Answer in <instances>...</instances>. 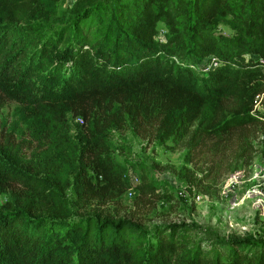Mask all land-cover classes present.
Listing matches in <instances>:
<instances>
[{
  "label": "trees",
  "instance_id": "1",
  "mask_svg": "<svg viewBox=\"0 0 264 264\" xmlns=\"http://www.w3.org/2000/svg\"><path fill=\"white\" fill-rule=\"evenodd\" d=\"M218 21L233 33H216ZM158 24L165 41L156 38ZM209 55L218 64L198 72ZM263 69L264 0H85L63 18H0L6 91L28 90L36 102L84 119L89 161L76 174L81 193L94 186L87 169L114 186L132 168L145 169L114 158L132 151L109 141L113 129L183 142L195 155L225 153L230 140L245 152L252 138L264 143V111L254 108ZM0 181L43 184L1 150ZM140 188L166 192L151 179ZM44 216L0 207V264H264V240L200 237L186 223L147 228L123 217Z\"/></svg>",
  "mask_w": 264,
  "mask_h": 264
},
{
  "label": "rangeland",
  "instance_id": "2",
  "mask_svg": "<svg viewBox=\"0 0 264 264\" xmlns=\"http://www.w3.org/2000/svg\"><path fill=\"white\" fill-rule=\"evenodd\" d=\"M84 2L0 3V18L37 23L46 15L63 18ZM157 29L156 38L165 41L162 24ZM214 31L233 33L230 25L219 21L214 23ZM211 56L201 59L197 67L213 65L216 61ZM14 94L11 96L0 83V150L9 162L42 179L43 184L29 188L0 181L1 208L30 209L46 219L89 214L123 217L147 228L159 223H186L193 225L200 237L264 240V143L260 137L251 139L252 146L246 152L238 150L237 141L230 140L225 153L211 156L190 153L183 142L170 138L161 142L141 137L131 126L123 131L113 129L109 141L132 151L131 156L114 152V158L123 165L140 163L145 169L132 168L128 178L115 186L87 169L94 186L91 192L81 193L76 174L78 167L87 166L89 161L84 119L80 121L81 115L68 109L36 102L28 90ZM254 108L264 111V91L256 96ZM205 109L207 116L213 113L211 105ZM249 135H257V130ZM149 179L161 184L166 192L141 189Z\"/></svg>",
  "mask_w": 264,
  "mask_h": 264
},
{
  "label": "built area",
  "instance_id": "3",
  "mask_svg": "<svg viewBox=\"0 0 264 264\" xmlns=\"http://www.w3.org/2000/svg\"><path fill=\"white\" fill-rule=\"evenodd\" d=\"M211 57H213V56H211ZM214 59H215L216 62H214L213 65H209V66H207V65H205V64H202V66L197 67V65H196V66H194V68L196 69V67H197L198 69L202 70V72H206L209 68L215 67V66L218 64L217 59H216L215 57H214ZM79 120H80V121H83V119H82L81 117L79 118Z\"/></svg>",
  "mask_w": 264,
  "mask_h": 264
}]
</instances>
